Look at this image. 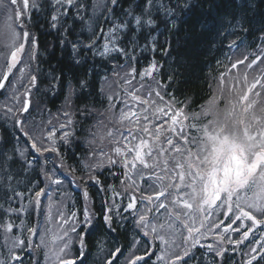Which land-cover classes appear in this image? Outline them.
<instances>
[{
    "label": "trees",
    "instance_id": "obj_1",
    "mask_svg": "<svg viewBox=\"0 0 264 264\" xmlns=\"http://www.w3.org/2000/svg\"><path fill=\"white\" fill-rule=\"evenodd\" d=\"M9 1L4 0L7 8L0 7V33L8 24L5 19H8L13 9ZM82 2L87 5V11L82 13L83 21L76 18L75 24H72V18L75 16L73 10L68 18V26L72 30L66 34L69 43L62 46L60 41L65 38L61 36L64 29L61 28L58 33L48 23L53 14L52 0H39L42 7L32 13L28 26V30L37 38V47L33 50L30 44L25 45V49L29 46L25 55L30 68L26 67L21 79L18 75L20 67L18 71H12V77L10 75L8 78L10 82L5 81L4 92L0 88V150L7 155H12L13 150L17 148L30 150L29 136L47 147L49 144L46 142L50 143L49 133L53 131L59 150V155L55 152H46L43 155L33 152L32 155H27L23 169L19 163L13 164L9 160L7 164L10 165L11 172L19 173L10 181L6 174L0 171V262L57 264L56 254L59 253V248L63 247L64 241L69 239L72 243L66 254H59L66 258L79 257L80 234H83V264H108L112 259L111 254L117 248H120L122 253L117 254L114 264H127V261L135 256L144 257L137 264H145V261L147 264H166L158 259L166 250L165 246L162 247L159 240L153 241L151 236L145 237L136 227L133 211H124L129 202V195L133 193V189L129 188L131 181L124 176L123 169L110 167L107 156L101 155L111 154L112 137L108 133L120 127L116 123L119 108L124 102L120 96L124 97L127 93L123 90L121 81L127 79L144 82V87L149 85L147 90L156 87V90L161 91L166 101L174 96L176 107H185L190 116L202 113L212 99L215 79H219L225 71L222 63L230 51L229 46L232 43L238 45L234 55V60L238 61L242 59V49L256 52V49L264 44V0H187L192 7L183 14L177 13L175 25L170 23L162 12L154 9L152 16L155 24L151 29L145 27L136 32L134 52L131 51L133 45L128 44L132 32L127 33L123 46L130 50L128 57L118 52L100 56L94 54L93 50L83 48L78 54L73 53L72 43L79 41L81 44H87L93 39L92 32L98 33L101 27L107 31L110 27L103 23L102 13H106L107 9L101 7L108 0ZM120 2L122 8H131L135 14L142 13L146 4V0ZM162 2L167 5L168 0ZM93 5L97 7L94 9ZM144 18L147 19V16ZM132 23L134 24V20ZM150 38L156 41L155 51L149 42ZM104 43L105 39L99 37L95 51H102ZM2 45L4 42L0 35V51ZM153 61L156 62L158 71L152 76L141 78L140 73ZM262 64L264 63L254 69L262 67ZM133 68L135 73L129 75ZM33 75L37 77L34 86L31 84ZM120 78L121 81H118ZM81 81L85 82L83 87ZM156 81L163 87H158ZM6 86H11V90H7ZM109 97L112 99L109 100ZM25 99L29 101V109L22 112ZM220 106L218 108L223 107ZM17 120L22 121V125H17ZM208 120L209 115H202L198 121L190 120L187 123L197 122L204 125ZM25 132L29 135L25 136ZM64 133H69L67 143L61 139ZM33 156L38 158V162L29 165L27 161L32 160ZM99 161H103V167H95ZM0 163H3L2 158ZM43 170L49 174L50 170H54L59 177H63L65 192L61 193L51 185V200L48 196L41 197L43 214L38 216L34 198L35 192L45 187ZM93 176L99 183L90 178ZM135 179L142 189L135 193H139L140 196L136 195L139 200L148 184L142 183L138 176ZM13 191L23 195L13 196ZM85 191L88 193L87 201L84 197ZM56 199L57 205L52 204ZM49 203L52 205L50 220L46 208ZM22 206L23 210L18 213L8 211L20 209ZM85 206L91 214V225L78 227L75 233L69 232L63 240L55 239L53 242L55 237L64 236L65 230L72 225L71 219L68 224L63 223L72 213H76L77 221L83 222ZM107 208H111L109 214L113 217L111 228L105 225L103 220ZM141 208L142 205L138 204L136 211ZM164 219L165 217L159 216L156 222L162 223ZM224 220L228 218L218 214L208 221L207 227L201 231L205 232L207 228L212 230L207 231L206 238H202L200 244L191 249L195 259L189 260L188 264H244L248 259L245 253L251 247L259 248L256 241L251 239L252 233L241 245L232 242L241 239L243 231L250 226V221H247V226L243 229L237 225L235 228H240V231H234V234L229 232L231 229L224 232L221 226L212 227L213 223L220 225L221 221L227 222ZM7 223L14 225L12 232L5 231L4 226ZM37 224L40 234L34 236L28 233L27 228ZM228 224L230 223L227 222L225 226ZM254 233L260 234L258 228ZM183 235H187V232L184 231ZM221 235L223 240L220 239ZM30 236L32 244L29 247L27 241ZM41 237L44 238L43 244ZM16 238L25 241L23 250L20 247H12V241ZM204 241H207L205 245ZM169 242L171 244L172 241ZM190 243L189 241V246ZM209 244L214 247L208 249ZM174 245L176 249L169 253L167 260L172 259L173 255L183 254L185 242L182 235L179 243ZM220 250L223 255L217 256L216 252ZM13 253L20 259L13 260ZM76 264H80L79 259Z\"/></svg>",
    "mask_w": 264,
    "mask_h": 264
},
{
    "label": "snow or ice",
    "instance_id": "obj_2",
    "mask_svg": "<svg viewBox=\"0 0 264 264\" xmlns=\"http://www.w3.org/2000/svg\"><path fill=\"white\" fill-rule=\"evenodd\" d=\"M10 3L15 6L14 16H8V20L12 22L5 25L4 31L0 35L4 36L5 47L10 48L11 51L6 59L7 71L0 79V88L5 87L9 73L20 61L21 54L25 52V45L30 44L33 50L37 47V38L28 30V26L32 13L42 7L39 0H10ZM51 6L53 14L48 21L49 26L56 29L58 33L61 28L64 29L61 36L65 38H62L60 43L62 46H66L69 43L66 34L72 30L68 26L70 14L75 10V16L72 18L73 25L76 18L83 21L82 13L87 11V5L82 0H52ZM0 7L7 8L4 0H0ZM96 7L93 5L94 9ZM101 7L107 9L106 13H102L104 15L103 23L110 27L107 31L101 27L98 33L92 32L93 39L87 44H81L79 41L72 43L74 54H78L83 48L93 50L94 54L100 56L118 52L128 57L130 50L123 46L127 33L132 32V38L128 40V44L133 45L131 51L134 52L136 32L145 27L151 29L155 24V19L152 16L154 9L157 12H162L169 22L175 25L177 13L183 14L189 11L192 5L187 0H183V2L182 0H168L167 5L162 0H146L144 11L140 14H135L131 8H122L120 0H108ZM145 16L147 19L144 18ZM235 19L234 15L233 20ZM99 37H103L105 43L102 46L103 50L96 52ZM149 42L152 43L153 51H155V39L150 38ZM133 59H135L134 56ZM258 61L264 63V49L247 67L252 68ZM76 62L79 63V60ZM243 63L244 60H238L232 64V68ZM19 71L23 72V69ZM135 71L133 68L129 75ZM157 71V64L153 61L140 75L141 78L152 76ZM221 75L223 76V74ZM36 79L37 77L34 75L31 77L33 86L36 84ZM243 79L247 86L246 90L238 93V98L235 101L229 99L227 105L221 110L216 108V100L222 97H214L211 109H205L202 113H195L191 116L186 112L185 107H176L177 101L174 96L171 100L166 101L161 91L150 89L148 96L144 97L139 94L144 85H141L139 89L133 86L132 90L127 93L130 100L125 101V106L120 109L119 116L116 118V123L120 127L115 131L110 130L108 133L112 137L111 154L102 153L101 155L107 156L110 167L124 170V176L131 181L129 188L133 189L124 211L133 210L136 227L143 235L151 236L153 241L159 240L161 245L165 246L166 250L158 259L165 261L166 264H178V262L188 264L189 260L195 259L191 249L200 244L202 238H206L207 233L201 230L207 227V222L216 213L232 220V223L224 228V232L230 229L239 232L240 228L245 227L244 221L251 222L250 226L243 231L241 239L232 241L236 245H241L248 240L249 235L254 233L257 228H264V106L260 105L258 99L252 98L264 95V82L257 78L248 84L247 75ZM125 83L131 85L132 81L126 79ZM156 83L158 87H163L159 81ZM223 84L224 81L221 80V93H223ZM84 85L85 82L81 81V87ZM258 85L261 91H254ZM153 92L154 98H152ZM111 99L112 97H109V100ZM28 109L29 101L25 99L21 111L27 112ZM210 113L213 114V119L208 120L207 124L187 123L190 120L198 121L202 115L206 117ZM22 123L20 120L16 121L17 125H22ZM61 127L63 128L64 125ZM24 135L28 136L29 134L25 132ZM68 136L69 133H64L61 139L67 143ZM48 139L50 143L47 147L29 136L30 150L17 148L13 150L12 155H7L0 150V158L3 159V163H0V171H3L10 181L19 173L11 172V167L7 164L9 160L13 164L19 163L23 169L26 156L32 155L33 152L40 155L46 152H55L59 155L54 131L49 133ZM37 162L36 156L27 161L29 165ZM45 162H47L46 157ZM95 167H103V161H99ZM24 170L26 171V169ZM43 172L50 183L35 192L34 206L38 216L43 214L41 197L48 196L51 200L50 186L61 183L54 174H49L46 170ZM137 176L142 183L148 184L147 189H143L144 195L139 200L135 193L142 189L141 184L136 183L135 177ZM90 178L99 183L94 176ZM115 194L120 195L119 193ZM125 194H127V190H125ZM22 195L21 192L13 191V196ZM84 197L87 201V191H85ZM9 199L11 200L12 196ZM138 204L147 211L137 212ZM48 208V219L50 220L51 205ZM22 210L23 206L20 209H9L8 211L18 213ZM110 212L111 208H107L103 216L104 224L109 228L113 223ZM60 215L63 216V213ZM159 216L165 217L162 223L156 222ZM69 219L73 220L72 225L65 230L64 236L55 237L53 242L55 239L63 240L69 232L75 233L78 227H88L92 223L87 206H85L83 222L76 220V213L65 218L63 223L68 224ZM237 221H240V228H233V224H236ZM219 226V224H212V227L215 228H219ZM4 228L6 232H12L14 225L7 223ZM114 230L112 229V231ZM211 230L212 228H207L208 232ZM27 231L31 235H39V225L28 227ZM184 231L187 232V235H183ZM177 233L183 236L185 242L183 254L173 255L172 259L167 260L169 255L167 249L175 243L174 237ZM80 237L79 257L66 258L59 254H66V250L72 243L69 239L64 241L63 247H60L59 253L56 254L57 264H76L77 259L80 260V264H83V258H85L83 234H80ZM170 239L172 244L169 242ZM220 239H224L223 235ZM189 241L191 242L190 246ZM43 242L44 238L41 237V243L43 244ZM31 244L30 236L27 245L30 247ZM256 244L259 245V248L251 247L245 253L248 259L244 261V264H253L254 261L256 264L264 262V232L261 233L260 239L256 240ZM24 245L25 241L19 238L12 241L13 248L20 247L23 250ZM207 247L212 249L214 246L209 244ZM121 253L122 250L117 248L111 254L112 259L108 261V264H114L117 254ZM216 255H223V251H217ZM12 259L19 260L20 257L13 253ZM143 259L142 256H135L130 258L127 264H137ZM145 264H147L146 261Z\"/></svg>",
    "mask_w": 264,
    "mask_h": 264
},
{
    "label": "rangeland",
    "instance_id": "obj_3",
    "mask_svg": "<svg viewBox=\"0 0 264 264\" xmlns=\"http://www.w3.org/2000/svg\"><path fill=\"white\" fill-rule=\"evenodd\" d=\"M10 2V1H9ZM11 4V3H10ZM11 7H13V9L11 10V15H13L14 16V10H15V6H13V5H11ZM6 22H8V23H11L12 21H9L7 18L5 19V23ZM1 33H3V30H1ZM2 36V39H3V42H4V45H2L1 47V51H0V79H2L3 78V73L5 72V71H7V65H6V59H7V57L10 55V51H11V49L10 48H6L5 47V43H6V41H5V38H4V36L3 35H1ZM29 47V46H28ZM27 47V48H28ZM25 49V52L24 53H22L21 54V59H20V61L17 63V65H16V67L15 68H13L12 69V71H15V70H17L19 67V70L20 69H23V72H18V75L20 76V79H21V77H22V75H23V73H24V71H26V67H29L30 68V64H29V62H28V58L26 57V52H27V50L28 49ZM262 49H264V47L262 48ZM261 49H259V51H260ZM262 52V51H261ZM29 53V52H28ZM243 56H242V59H240V60H244V63L243 64H237V67L236 68H232V64L233 63H236V61L234 60V55L231 57V59H232V63H230L229 65H227V67L225 68V71H224V73H223V76L221 75L220 77H219V79L217 80V79H215V84L213 85V89H212V99H211V101H209V103L207 104V107H206V109H211L212 108V101H213V98L214 97H222V98H219V99H217L216 100V108H218V106L219 105H221V106H223L222 108H219V109H223L226 105H227V102H228V100L229 99H232L233 101H235L237 98H238V93H240L242 90H246V85H245V83H244V76L245 75H247V82H248V84H251L254 80H256L257 78H260V79H262V82H264V64H262V67H259V68H248L247 67V65L250 63V62H248L247 60H245V57H247V55L245 54V53H241ZM261 53H259L258 55H260ZM247 59H248V57H247ZM260 64V62H258V65ZM11 71V72H12ZM18 71V70H17ZM11 72L9 73V77H10V75H11ZM14 74V73H13ZM8 77V78H9ZM11 77H12V75H11ZM14 78V77H13ZM118 81H121V78L120 79H117ZM125 80L126 79H124V80H122L121 81V85H122V87H123V90L126 92L127 91V93L129 92V91H131L132 90V88H133V86L135 87V88H137V89H139V88H141V86H139V85H144V82H139V81H137V80H135V81H132V84L131 85H129V84H126L125 83ZM217 80V81H216ZM221 80H223L224 81V84H223V93H221ZM8 82H10V81H8ZM17 82H14V84H16ZM7 87V86H6ZM11 87V86H10ZM9 86L7 87V90H11V88H10ZM149 87V85L148 86H145L142 90H141V92L139 93L140 95H142V96H144V97H147L148 96V91L149 90H147L146 88H148ZM5 87H3V88H1L2 89V91L4 92V89ZM153 89H156V87H154ZM229 89H232V91H229ZM145 90H147V91H145ZM254 91H261V89H260V86L258 85L257 86V89H255ZM127 93H125L126 94V96H124V97H121L120 96V99H122L124 102H123V104H121V106H120V108H119V113H120V109L121 108H123L124 106H125V101H128V100H130V97H128V95H127ZM153 94H154V92H153ZM11 95V94H10ZM251 95V94H250ZM152 98H154V96L152 97ZM252 98H254V99H258L259 100V102H260V105L261 106H264V95H262L261 97H255V96H253ZM220 106V107H221ZM205 110V109H204ZM203 110V111H204ZM213 112H214V109H213ZM209 116H210V120L211 119H213V114L212 113H210L209 114ZM116 129H114V130H112V131H115ZM46 144H49V142H46ZM50 174H54L55 175V177L57 178V179H59L60 181H61V183L59 184V185H54L57 189H58V191H60L61 193H64L65 192V184H64V180H63V177H59L60 175L56 172V171H54V170H50ZM45 186L47 185V184H49L50 182L47 180V178L45 177ZM136 195H138V196H140L139 195V193L138 194H136ZM43 197V196H42ZM43 201H44V198H43ZM57 203H58V200L56 199L55 201H53V203L52 204H54V205H57ZM49 205H51V203H49V204H46V208L49 210V208H48V206ZM52 206V205H51ZM144 208H143V206H142V208L141 209H139V211L138 212H140V211H142ZM133 211V210H132ZM218 214H220V213H216L211 219H210V221L212 220V219H214ZM163 218H164V216H162ZM233 219H234V216L232 217ZM164 221V220H163ZM237 222H239V225H240V221H237ZM208 223V222H207ZM244 225L245 226H247V222L246 221H244ZM261 229V233L262 232H264V228H260ZM207 230V229H206ZM205 232H207V231H205ZM261 233L258 235V236H256L255 238H253V240L254 241H256V240H259L260 239V236H261ZM163 234V233H162ZM232 234H234V233H232ZM152 239V238H151ZM180 239H181V234H179V233H177L176 234V236L174 237V241H175V243H179V241H180ZM170 241H172L171 239H170ZM201 241V240H200ZM256 243V242H255ZM171 244H172V242H171ZM204 245H205V243H204ZM162 247H163V245H162ZM176 249V246L174 245V244H172V247L171 248H168L167 249V251H168V253H170L172 250H175Z\"/></svg>",
    "mask_w": 264,
    "mask_h": 264
}]
</instances>
